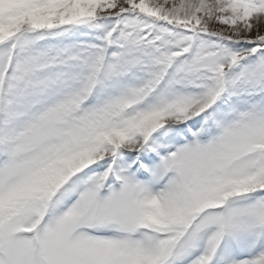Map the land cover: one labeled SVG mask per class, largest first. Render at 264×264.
<instances>
[{"label":"snow or ice","instance_id":"obj_1","mask_svg":"<svg viewBox=\"0 0 264 264\" xmlns=\"http://www.w3.org/2000/svg\"><path fill=\"white\" fill-rule=\"evenodd\" d=\"M0 264H264V0H0Z\"/></svg>","mask_w":264,"mask_h":264}]
</instances>
